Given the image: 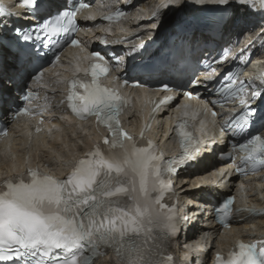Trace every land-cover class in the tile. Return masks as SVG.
Segmentation results:
<instances>
[{"label":"snow or ice","instance_id":"obj_1","mask_svg":"<svg viewBox=\"0 0 264 264\" xmlns=\"http://www.w3.org/2000/svg\"><path fill=\"white\" fill-rule=\"evenodd\" d=\"M184 2L180 0L181 4ZM192 2L198 7L212 6L221 13L234 8V17L224 20L221 16L216 21L218 27L254 15L264 20V0ZM22 3L33 16L47 13L48 18L33 26L9 29L2 18L10 14L0 6V52L10 54L17 67L38 57L43 49L59 45L64 37H69L70 46H80L71 36L79 28L77 14L90 8V4L81 0L53 15L51 0H22ZM126 12V9L118 10L105 19L113 20ZM150 26L156 28L157 24ZM54 39L55 45L52 44ZM92 56L104 63L90 66V83L78 79L71 82L68 107L78 119L95 117L98 124L106 126L109 136L104 138L103 147L96 145L85 157L71 164L72 171L63 180L37 167L28 169L27 181L21 176L15 182L9 179L0 185L4 189L0 191V264H93L101 254L97 249L102 247L112 250L114 264H166L173 259L170 255L165 259L161 257L178 235L177 209L175 204L169 206L162 201L172 190L173 176L180 168L195 162L199 150L183 122L177 125L182 149L178 157L164 160L151 141L146 147H138L120 125L119 116L126 101L115 90L99 83V77L109 71L105 56L99 52H93ZM54 59L58 61L59 56ZM114 59L118 63L119 57L114 56ZM221 59L215 62L220 63ZM41 78L40 70L32 76L35 81ZM123 79L125 84L142 86L138 81ZM0 81L15 83V78L7 75L2 56ZM199 83V80H189V85ZM217 85L213 94L224 99L213 103L238 97L243 108L225 126L226 131L231 129L243 141L239 145L243 167L238 171L247 175L249 171L255 174L264 170V135H261L264 132V91L249 81H240L237 86L232 69L224 73ZM249 88L251 100L245 98ZM160 90L171 92L173 88L164 84ZM32 95L25 94L23 99L29 100ZM185 95L191 97L193 93L185 92ZM171 99L154 103L153 118L159 107L170 103ZM30 113V108H22L17 115ZM6 134V130L0 129V135ZM232 204L233 198H228L216 206L221 222L230 215ZM258 243L259 249L257 243L238 241L227 259L216 256V264H264V240Z\"/></svg>","mask_w":264,"mask_h":264},{"label":"bare ground","instance_id":"obj_2","mask_svg":"<svg viewBox=\"0 0 264 264\" xmlns=\"http://www.w3.org/2000/svg\"><path fill=\"white\" fill-rule=\"evenodd\" d=\"M140 4L142 8H145V6L148 5L147 0L140 1ZM167 28L170 29V27H167ZM88 134L90 135V133ZM58 137H61V135ZM39 142L40 143L43 142L46 145H49V148H48L49 152L44 153V155L40 157V158H43L44 160H46L48 157L52 155L68 156L67 155L68 149L71 150L72 146L75 147L74 150H71L74 152V151H79V150H85V146L87 145V140L86 139L81 140L80 135L76 134L75 129H71L70 131L64 132V135L61 138H58L54 142H51L49 144L44 141H39ZM30 146H32L33 151L37 147L35 144L30 145V143L26 142L23 138L15 140L13 148H12L13 150L12 156L11 157L2 156L1 158L0 171L5 172V173L11 171V168L13 167L14 162H20L22 154H24ZM218 148H221V147H218ZM40 154H41L40 152H37L36 156L38 157ZM208 182L209 181H207L206 183ZM195 184H196V181H193L190 184H188L187 189L182 193L183 200H185L187 197H191L194 201H196V203L194 204H192L190 200H186L185 203L184 201H182L184 204L182 226L184 229H187V230H190V229L202 230L203 229V226L199 224L200 222L203 221V215L201 214L200 216H197V219L194 220L195 215H197L196 213L199 212L201 209H205L206 206L208 205L205 194L215 195L218 193V192L215 193L214 192L215 189H213L212 187H205L202 190L198 191L199 193L202 192V194L204 195L198 196V200H197V198L195 197V194H198V192L192 190V187ZM197 185H198V181H197ZM183 189L184 188H182V184H181L180 191L182 192ZM250 197L253 203L258 202V197L254 195L253 193H251ZM254 226H255V231H264V220L257 221L254 224ZM251 227L253 226L250 225V221L237 224L235 227V231L233 230L230 234H227L224 238H222L223 239L222 242L223 243L226 242V240L224 239H228L230 238V236H235L238 233L251 234L252 233ZM98 264H106V260H102L101 262H98Z\"/></svg>","mask_w":264,"mask_h":264}]
</instances>
